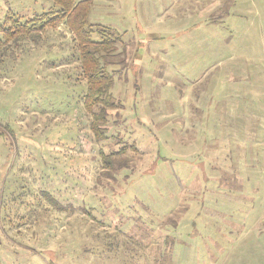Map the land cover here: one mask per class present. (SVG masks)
<instances>
[{
  "label": "rangeland",
  "instance_id": "rangeland-1",
  "mask_svg": "<svg viewBox=\"0 0 264 264\" xmlns=\"http://www.w3.org/2000/svg\"><path fill=\"white\" fill-rule=\"evenodd\" d=\"M57 9L0 0V29ZM88 23L119 38L99 135L65 25L3 49L0 264H264V0H91Z\"/></svg>",
  "mask_w": 264,
  "mask_h": 264
},
{
  "label": "trees",
  "instance_id": "trees-1",
  "mask_svg": "<svg viewBox=\"0 0 264 264\" xmlns=\"http://www.w3.org/2000/svg\"><path fill=\"white\" fill-rule=\"evenodd\" d=\"M50 1L58 8L56 11L37 15L24 24L6 17V21H10L11 25L0 29L3 37L0 40V61L3 49L9 41L30 36L48 26L65 25L76 43L80 71L85 80L83 106L91 117L90 130L95 135H99L100 126L106 124L108 110L114 108L111 94L114 80L106 71L105 66L108 63L105 62V58L108 56L107 53L113 50V45L119 42V38L116 36L113 38L114 32L107 27L96 25L94 30L91 28L88 23L91 0L77 3L74 0ZM101 61L104 64H101ZM95 108L97 112H94ZM107 159L103 157L102 160L106 166H109Z\"/></svg>",
  "mask_w": 264,
  "mask_h": 264
}]
</instances>
